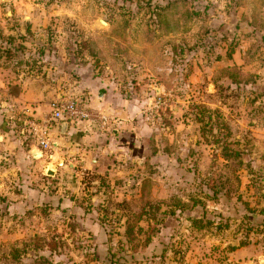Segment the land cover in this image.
<instances>
[{"label": "rangeland", "instance_id": "obj_1", "mask_svg": "<svg viewBox=\"0 0 264 264\" xmlns=\"http://www.w3.org/2000/svg\"><path fill=\"white\" fill-rule=\"evenodd\" d=\"M0 8L23 33L10 77L49 71L50 48L90 64L114 111L134 106L120 138L117 118L90 108L106 135L87 162L0 170V264H216L264 242V0Z\"/></svg>", "mask_w": 264, "mask_h": 264}, {"label": "crops", "instance_id": "obj_2", "mask_svg": "<svg viewBox=\"0 0 264 264\" xmlns=\"http://www.w3.org/2000/svg\"><path fill=\"white\" fill-rule=\"evenodd\" d=\"M20 11L17 9L16 12ZM5 13L6 8H0V37H2L0 38V159L8 163L3 162L4 167L0 170L4 169V172L8 173L9 167L14 166L26 173L28 165L33 163L39 166L46 165L47 172H50L53 162L65 168L87 162L93 151L98 150L97 143L106 135V132H103L105 129L97 126L95 121L72 124L64 135L61 134V127L60 129L54 127L52 138L56 148L51 152L40 150L29 133L28 122L47 114L50 103L55 99L74 96L88 108L101 109L113 114L117 118V130L114 131V135L117 132L119 133L117 137L120 138L121 132L118 128L121 125L125 127L129 125L127 120L129 111L134 107L133 104L129 105L128 112L114 111L119 108L117 106L121 101L113 98L114 94L107 81L96 75L90 64L74 65L63 55L59 56V52L54 56L50 48L44 50L38 63L39 66L44 65V68L49 65V71H44L36 79H32L30 75L28 77L21 75L19 80L14 79V76L10 77L8 68L4 66L7 67L12 62L15 58L11 56L12 51L18 48V41L16 38L12 39V36L14 31L18 35L23 33L19 32V23L14 26L8 25V19L4 17ZM20 26L22 30V24ZM8 78L14 79L13 82L10 83ZM11 84L17 86L18 92L10 90ZM109 148V144H104V151ZM226 255L228 256L226 261L216 264H264V242L257 247L251 245L239 247L229 253L226 252Z\"/></svg>", "mask_w": 264, "mask_h": 264}, {"label": "built area", "instance_id": "obj_3", "mask_svg": "<svg viewBox=\"0 0 264 264\" xmlns=\"http://www.w3.org/2000/svg\"><path fill=\"white\" fill-rule=\"evenodd\" d=\"M95 121L103 123L105 118L94 113L90 108L81 104L76 98L66 97L55 99L50 103L49 112L38 119L28 122L29 133L34 138L37 146L44 152H51L56 148L52 138V129L61 127L67 122L70 125L78 122Z\"/></svg>", "mask_w": 264, "mask_h": 264}, {"label": "water", "instance_id": "obj_4", "mask_svg": "<svg viewBox=\"0 0 264 264\" xmlns=\"http://www.w3.org/2000/svg\"><path fill=\"white\" fill-rule=\"evenodd\" d=\"M98 24L103 25V26H107L108 24L106 22H104L103 20H98ZM69 124L67 122H64L61 124V134L64 135L66 133V130L68 129ZM54 174V173H53ZM52 174V175H53Z\"/></svg>", "mask_w": 264, "mask_h": 264}, {"label": "trees", "instance_id": "obj_5", "mask_svg": "<svg viewBox=\"0 0 264 264\" xmlns=\"http://www.w3.org/2000/svg\"><path fill=\"white\" fill-rule=\"evenodd\" d=\"M125 234H126V237H127V238L132 239L133 235H132V230H131V228L128 227V228L126 229Z\"/></svg>", "mask_w": 264, "mask_h": 264}, {"label": "bare ground", "instance_id": "obj_6", "mask_svg": "<svg viewBox=\"0 0 264 264\" xmlns=\"http://www.w3.org/2000/svg\"><path fill=\"white\" fill-rule=\"evenodd\" d=\"M49 175H52V172H49Z\"/></svg>", "mask_w": 264, "mask_h": 264}]
</instances>
